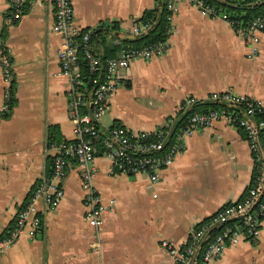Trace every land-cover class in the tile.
Listing matches in <instances>:
<instances>
[{
	"label": "crops",
	"instance_id": "0c3cea01",
	"mask_svg": "<svg viewBox=\"0 0 264 264\" xmlns=\"http://www.w3.org/2000/svg\"><path fill=\"white\" fill-rule=\"evenodd\" d=\"M75 23L82 28L110 24L109 44L122 37L154 0H71ZM11 0H0V45L10 57V81L0 57V108L7 104L12 81L15 103L0 115V237L28 196L49 172L52 144L75 137L68 117L69 79L60 72L62 37L53 31L54 1L27 0L22 15L7 22ZM170 47L148 59L135 58L119 70L122 84L110 97L100 124H123L153 130L179 115L188 96L234 90L264 104V30L260 52L246 56L241 37L226 20L203 14L189 0H177ZM113 25V26H111ZM116 35V36H115ZM1 114V113H0ZM103 118L107 121L103 122ZM54 131L56 139L50 141ZM94 184L102 199H115L103 215L104 264H173L163 238L187 239L196 222L222 204L240 198L253 160L241 128L225 119L185 136V149L160 171L156 182L144 173L110 174L109 160L96 156ZM64 195L53 209L38 201L42 225L34 236L26 230L0 253V264H96L93 228L85 219L84 191L76 168L63 176ZM210 264H264V229L256 243L241 241Z\"/></svg>",
	"mask_w": 264,
	"mask_h": 264
},
{
	"label": "built area",
	"instance_id": "2783aa9c",
	"mask_svg": "<svg viewBox=\"0 0 264 264\" xmlns=\"http://www.w3.org/2000/svg\"><path fill=\"white\" fill-rule=\"evenodd\" d=\"M27 0H11L6 21H16ZM54 1L53 31L62 37L58 48L60 72L68 77L66 91L68 117L73 124L75 137L54 142L49 172L29 191L18 209L7 233L0 237V253L22 231L34 236L42 225L38 201L53 209L63 198V176L69 166L77 169L84 191L85 219L93 228L91 248L97 252L96 264L102 260L103 215L113 208L114 198L104 201L94 184L97 171L96 156L109 160L110 174L144 173L150 182H156L160 171L174 156L185 149V136L194 130L210 126L218 119H225L232 126L241 128L248 141L253 160L252 176L242 196L219 206L208 216L199 219L183 242L163 238L161 245L168 252L173 264H210L225 250L241 241L256 243L264 229V104L249 94L234 90L212 91L203 97L188 96L179 106V115L168 117L153 130H133L123 124L103 127L99 120L108 107L110 97L122 84L119 70L135 58L148 59L165 53L171 43L173 17L177 0H167L165 33L161 40L144 45H124L116 56H101L91 40V28H82L74 20L75 8L71 0ZM158 0H154V4ZM203 14L220 17L238 34L246 46V56L257 57L260 52V32L264 30V0L262 7L246 22L217 12L203 0H189ZM153 4V5H154ZM150 21L134 22L129 34L146 32ZM0 57L5 80L10 81V59L5 47L0 45ZM85 62L86 71L81 66ZM9 94V86L5 95ZM210 101L217 107L194 109L196 102ZM7 107L3 104L0 113Z\"/></svg>",
	"mask_w": 264,
	"mask_h": 264
},
{
	"label": "trees",
	"instance_id": "16d2710c",
	"mask_svg": "<svg viewBox=\"0 0 264 264\" xmlns=\"http://www.w3.org/2000/svg\"><path fill=\"white\" fill-rule=\"evenodd\" d=\"M167 0H158L156 4L152 7L146 8L143 13L135 20V22L140 21H150V28L143 33L134 36L122 37V43H117L114 45L109 44L108 30L110 24L104 22L105 25H97L92 27L90 32V40L95 49L101 56H116L119 54L121 48L124 45H144L161 40L165 33V16L168 12L166 7ZM205 3H209L214 6L217 12H226L230 17H236L241 21L246 22L249 18L256 13L261 7V0H203ZM113 26V25H111ZM86 28V27H85ZM116 36V35H115ZM10 59V57H9ZM81 66L84 67L86 71V65L83 60H81ZM15 103L14 90L11 81L10 93L7 99V107L1 112V116L9 115L13 105ZM217 107V103L210 101L196 102L192 108L206 110L208 108ZM185 113H181L177 118V122L180 123ZM50 141L56 139L54 131L49 133Z\"/></svg>",
	"mask_w": 264,
	"mask_h": 264
},
{
	"label": "rangeland",
	"instance_id": "374dc122",
	"mask_svg": "<svg viewBox=\"0 0 264 264\" xmlns=\"http://www.w3.org/2000/svg\"><path fill=\"white\" fill-rule=\"evenodd\" d=\"M104 121H107V120H105V119L103 118V122H104ZM104 123H105V122H104Z\"/></svg>",
	"mask_w": 264,
	"mask_h": 264
}]
</instances>
